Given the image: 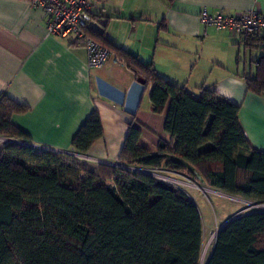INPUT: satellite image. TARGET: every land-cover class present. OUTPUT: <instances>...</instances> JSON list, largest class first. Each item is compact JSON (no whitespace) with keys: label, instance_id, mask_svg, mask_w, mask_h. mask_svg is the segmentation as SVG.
Segmentation results:
<instances>
[{"label":"trees","instance_id":"obj_1","mask_svg":"<svg viewBox=\"0 0 264 264\" xmlns=\"http://www.w3.org/2000/svg\"><path fill=\"white\" fill-rule=\"evenodd\" d=\"M173 1V0H169ZM90 37L104 49L99 30ZM137 78L151 85L155 114L165 110L164 133L153 154L130 125L118 165L91 170L76 158L26 145L0 148V264H264V212L230 220L205 261L203 223L181 190L132 169L200 178L208 188L264 204V153L248 143L239 107L202 88L198 97L114 48ZM108 50V49H107ZM247 89L264 90V57ZM27 108L0 99V137L26 141L11 117ZM103 136L92 112L71 141L85 155Z\"/></svg>","mask_w":264,"mask_h":264},{"label":"crops","instance_id":"obj_2","mask_svg":"<svg viewBox=\"0 0 264 264\" xmlns=\"http://www.w3.org/2000/svg\"><path fill=\"white\" fill-rule=\"evenodd\" d=\"M31 1L0 0V99L27 108L11 117L26 141L8 139L74 152L72 139L96 112L103 136L83 155L91 170L118 165L130 125L141 127V145L153 154L159 139L173 146L174 139L163 131L166 110L154 113L152 86L145 87V80L127 68L117 48L195 97L208 88L238 106L248 143L264 153V90L254 93L246 86L257 77L264 40H241L205 28L198 19L203 10L264 15V0H90L91 13L110 45L107 64L97 70H89L83 47L47 35L48 18Z\"/></svg>","mask_w":264,"mask_h":264},{"label":"built area","instance_id":"obj_3","mask_svg":"<svg viewBox=\"0 0 264 264\" xmlns=\"http://www.w3.org/2000/svg\"><path fill=\"white\" fill-rule=\"evenodd\" d=\"M31 5L42 10L48 18L46 25L48 36L67 39L72 45L83 47L86 50L89 70H97L107 64L110 52L96 43L89 35L91 29L99 30L98 26L100 24L98 18L91 13L92 5L90 0H32ZM198 19L205 28L212 27L216 31H226L241 40L255 36L262 37L264 40V15L257 11L251 10L228 16L221 12L209 14L203 10L200 12ZM0 142L14 144L13 140L4 137H0ZM32 148L47 150L76 159H86L85 156L74 152L48 150L34 146ZM113 166L120 167V165ZM149 171H152L151 173L157 172L155 170ZM135 172L137 171L135 170ZM140 172L153 177L151 173L146 174L142 170ZM157 180L167 183L163 178ZM256 208L260 207L256 205Z\"/></svg>","mask_w":264,"mask_h":264},{"label":"rangeland","instance_id":"obj_4","mask_svg":"<svg viewBox=\"0 0 264 264\" xmlns=\"http://www.w3.org/2000/svg\"><path fill=\"white\" fill-rule=\"evenodd\" d=\"M5 145H7V143L0 142V148ZM151 149L152 148H150V150ZM76 160L79 162V164L83 166L85 165V163H83L85 162L84 160ZM132 170H136L138 173H141L140 170L142 169ZM142 171L144 173L146 172V174L152 172L149 170ZM151 174H153L155 179L163 178L168 184L184 192L198 208L203 223V261L207 259L212 250L215 234L218 228L240 215L253 212H264V204L246 201L238 197L225 195L218 190L210 189L200 178L195 175L185 176L176 173H169L164 170H160L155 173L153 172ZM186 184L195 185L196 188L189 187ZM253 205H258L260 208H256Z\"/></svg>","mask_w":264,"mask_h":264},{"label":"water","instance_id":"obj_5","mask_svg":"<svg viewBox=\"0 0 264 264\" xmlns=\"http://www.w3.org/2000/svg\"><path fill=\"white\" fill-rule=\"evenodd\" d=\"M139 82H140L141 84H144V81H143V80H139ZM13 143H14V144L25 145V144H23V143H21V142H17V141H13ZM26 146H30V145H26ZM30 147H32V146H30ZM253 206L256 207V205H253ZM228 222H229V221H228ZM228 222H226V223L223 224L220 228L217 229L216 234H215V237H216V235L221 231V229H223V227H224ZM202 260H203V258H202Z\"/></svg>","mask_w":264,"mask_h":264},{"label":"bare ground","instance_id":"obj_6","mask_svg":"<svg viewBox=\"0 0 264 264\" xmlns=\"http://www.w3.org/2000/svg\"><path fill=\"white\" fill-rule=\"evenodd\" d=\"M186 185L189 186V187H194V188H196L195 185H191V184H190V185L186 184ZM208 193H209V192H208ZM210 193L215 194V193H213V192H210ZM216 195H220V194H216Z\"/></svg>","mask_w":264,"mask_h":264}]
</instances>
